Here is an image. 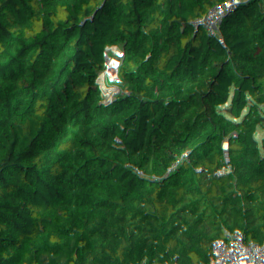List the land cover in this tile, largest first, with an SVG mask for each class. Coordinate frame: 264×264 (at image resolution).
<instances>
[{"label":"trees","instance_id":"trees-1","mask_svg":"<svg viewBox=\"0 0 264 264\" xmlns=\"http://www.w3.org/2000/svg\"><path fill=\"white\" fill-rule=\"evenodd\" d=\"M10 2L0 0V30ZM209 2L56 0L72 19L110 3L163 44L193 34L194 10L206 23ZM94 19L64 48L72 33L36 49L27 24L0 43V264H235L216 241L245 228L243 200L264 187V140L245 127L254 110L264 116V81L236 64L242 90L227 95L230 155L206 130L180 143L164 168L147 154L210 106L218 72L173 77L111 44L95 100L80 102L95 70ZM56 48L54 60L44 49ZM61 177L76 183V225L57 237L47 209ZM252 218L264 229V218Z\"/></svg>","mask_w":264,"mask_h":264},{"label":"built area","instance_id":"built-area-1","mask_svg":"<svg viewBox=\"0 0 264 264\" xmlns=\"http://www.w3.org/2000/svg\"><path fill=\"white\" fill-rule=\"evenodd\" d=\"M35 8L33 25L40 37V40L34 43L36 49L44 48L45 42H58L73 33L83 16L92 12L114 10L110 3H97L80 18L72 19L57 6L56 0H11L8 15L0 30V43L4 42L9 32L22 24H27L28 21L31 22V18L29 20L28 17ZM263 15L264 0H210L209 18L205 26L198 18V11H193L191 17L193 34L188 38H177L163 44L143 33L141 23L132 26V30L154 61L166 66H186L206 63L228 54L247 29ZM94 18L93 25L97 27L96 64L89 87L78 98L80 102L95 100L97 87L105 76L104 55L111 44L138 63L152 68L134 37L116 16L103 14ZM44 50L51 53L54 60L61 52V49L57 48L51 51ZM237 63H246L253 78L264 81V25L244 44L236 61H230L217 68L218 81L223 87L224 95L219 107L216 108L209 99L210 106L206 110L195 117L181 132L166 137L158 147L147 154L149 158H154L164 168H170L172 155L178 145L189 140L195 133L206 130H213L227 153L231 154L228 142L224 138L225 114L231 106L227 99L229 90L231 88L242 90L235 77ZM245 127L252 141L264 140V116L260 110L252 112L245 120ZM172 173L176 176L174 170ZM55 189V199L48 207L47 215L51 220L54 235L61 237L76 225L75 211L72 208L76 183L70 177H61L57 180ZM260 208L264 210V187H261L254 196L243 200L241 212L247 219L245 226L247 230L262 229L261 221L252 218L257 215V209Z\"/></svg>","mask_w":264,"mask_h":264},{"label":"water","instance_id":"water-1","mask_svg":"<svg viewBox=\"0 0 264 264\" xmlns=\"http://www.w3.org/2000/svg\"><path fill=\"white\" fill-rule=\"evenodd\" d=\"M36 8L29 15V17H28L29 20H30L31 16L35 13ZM103 14L114 15L118 18L119 21H121L123 23V25L127 28V30L131 33V35L134 37V39L138 43V45H139L143 55L147 59V61L152 66V68H149V67H147V68H149L153 71L168 74V75L173 76V77L189 76V75H196V74H202V73L210 74V73L216 71L217 68L219 66H221L222 64L228 63L230 61H236L238 58V55L240 54V52L242 50V47L244 46V44L253 36V34L257 31L258 28H260L264 25V15H263L253 25H251L247 29V31L242 35V37L239 39V41L237 42L235 47L228 54L224 55L221 58H218V59L206 62V63H198V64H192V65H186V66H166V65H162L160 63H157L156 61H154L149 56V54L142 47L138 37L133 32L132 26L121 17L120 13H118L116 10H104L101 12H92L88 15L83 16L80 19V21L77 25V28L71 34L69 41L59 48H64L72 42L73 38L80 31L82 25L84 24V22L86 20L94 18L98 15H103ZM27 25L29 26L30 30L32 31L34 38L37 41H39L40 37H39L37 31L34 29L32 23L30 21H28ZM216 251H217V249H216Z\"/></svg>","mask_w":264,"mask_h":264},{"label":"rangeland","instance_id":"rangeland-1","mask_svg":"<svg viewBox=\"0 0 264 264\" xmlns=\"http://www.w3.org/2000/svg\"><path fill=\"white\" fill-rule=\"evenodd\" d=\"M34 16V14L32 15ZM31 16V17H32ZM35 24V18H33ZM32 24V25H33ZM34 27V25H33ZM35 29V28H34ZM219 74L215 82L212 84L209 91V99L218 108L220 102L224 100L223 87L218 81ZM222 87V88H221ZM264 211L263 209H257L258 211ZM258 229L247 230L246 228H230L221 237L217 238V251L220 252L223 257L227 260L233 261L235 264H249L251 259L250 256L254 255L255 250L263 251L258 254V263L263 264L264 262V247L262 246V234L258 233ZM210 264H221L219 262L211 261Z\"/></svg>","mask_w":264,"mask_h":264},{"label":"crops","instance_id":"crops-1","mask_svg":"<svg viewBox=\"0 0 264 264\" xmlns=\"http://www.w3.org/2000/svg\"><path fill=\"white\" fill-rule=\"evenodd\" d=\"M33 18H35L34 16H32L31 17V23L33 24L34 23V21H33ZM204 19V16L202 17V22L205 24V21L203 20ZM257 216H259V217H261V218H264V211H258V213H257ZM259 232L258 233H260L261 232V234H264V229H259L258 230ZM263 251L261 250V251H257V250H255V252H254V255H252V256H250L248 259H255V261H253V262H250L249 261V264H257L258 262V254H261ZM263 264H264V262H263Z\"/></svg>","mask_w":264,"mask_h":264}]
</instances>
